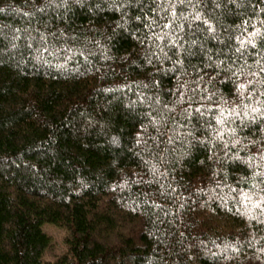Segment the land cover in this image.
I'll return each mask as SVG.
<instances>
[{"label": "trees", "instance_id": "trees-1", "mask_svg": "<svg viewBox=\"0 0 264 264\" xmlns=\"http://www.w3.org/2000/svg\"><path fill=\"white\" fill-rule=\"evenodd\" d=\"M0 9V264H264V0Z\"/></svg>", "mask_w": 264, "mask_h": 264}, {"label": "rangeland", "instance_id": "rangeland-1", "mask_svg": "<svg viewBox=\"0 0 264 264\" xmlns=\"http://www.w3.org/2000/svg\"><path fill=\"white\" fill-rule=\"evenodd\" d=\"M42 229L47 235L50 236L51 239L50 245L44 253L42 260L45 262L54 261L61 257L64 251H66L63 242L64 231L53 226L52 224H44Z\"/></svg>", "mask_w": 264, "mask_h": 264}, {"label": "snow or ice", "instance_id": "snow-or-ice-1", "mask_svg": "<svg viewBox=\"0 0 264 264\" xmlns=\"http://www.w3.org/2000/svg\"><path fill=\"white\" fill-rule=\"evenodd\" d=\"M0 11H3V9H0ZM193 43H195V41H193ZM241 87H243V85H241ZM253 111H256V109H253Z\"/></svg>", "mask_w": 264, "mask_h": 264}]
</instances>
